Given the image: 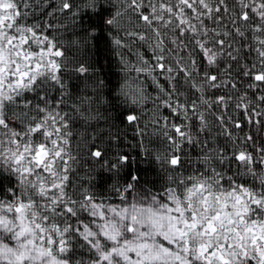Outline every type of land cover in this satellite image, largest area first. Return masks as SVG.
<instances>
[{"label":"snow or ice","instance_id":"1","mask_svg":"<svg viewBox=\"0 0 264 264\" xmlns=\"http://www.w3.org/2000/svg\"><path fill=\"white\" fill-rule=\"evenodd\" d=\"M0 264H264V0H0Z\"/></svg>","mask_w":264,"mask_h":264},{"label":"trees","instance_id":"2","mask_svg":"<svg viewBox=\"0 0 264 264\" xmlns=\"http://www.w3.org/2000/svg\"><path fill=\"white\" fill-rule=\"evenodd\" d=\"M100 47L103 48V44H101ZM69 59L70 60H72V59L95 60V61H97L98 69L101 70L100 74L102 75V77L105 80L110 81L112 84H114L116 82V76L114 75L115 67H113V71H109V69L107 67V64H108L107 59L103 58L101 56V54L96 51L95 48H93L92 51H88L85 48H80V49L73 48L71 50V52L69 53ZM69 83L70 84L71 83L79 84L82 90L84 88V83L79 81V80H76L75 78L73 80L69 81ZM113 131H115V130H113ZM132 135H133V133H131L129 131V137H131ZM126 143H127V141H126ZM142 166L147 167L148 165L146 162H144V163H142ZM148 178L149 179H157V176L154 173H150Z\"/></svg>","mask_w":264,"mask_h":264}]
</instances>
